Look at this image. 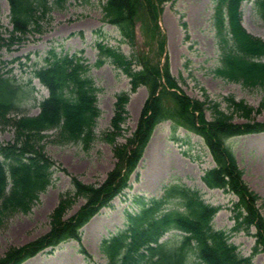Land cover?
<instances>
[{
  "label": "trees",
  "instance_id": "obj_1",
  "mask_svg": "<svg viewBox=\"0 0 264 264\" xmlns=\"http://www.w3.org/2000/svg\"><path fill=\"white\" fill-rule=\"evenodd\" d=\"M12 29L7 37L0 33V49L20 44L31 33H43L42 22L52 21L53 10H65L68 0H6ZM171 0H105L102 21L116 27L122 41L137 45L136 24L148 51L161 60L153 62L138 50L130 57L116 48L97 44L100 67L106 60L130 79V92L140 86L148 95L132 132L124 136L127 119L126 92L116 96L109 128L100 139L113 146L115 162L104 180L86 185L72 177V190L62 194L50 214L48 231L21 247L9 248L0 264H21L67 240H80L79 230L99 211L111 205L115 197L129 187L130 175L142 158L154 128L162 122L185 129L202 138L214 166L206 170L202 182L208 188L221 189L237 200L230 207L233 221L228 230L215 229L213 219L219 211L202 199L198 190L185 184L166 186L159 197L145 200L135 197V212L125 211V224L102 240L100 252L104 264H251L252 257L264 256V204L243 180L236 157L228 144L234 137L264 132L255 110L234 97L221 102L193 99L179 87L171 75L165 53V37L159 21L163 5ZM247 0H216L212 25L221 52L217 77L245 88H264V41L248 33L241 23V5ZM64 4V5H63ZM254 6L264 21V0ZM90 66L77 54H59L50 49L44 64L34 67L33 76L48 90L36 116H19V87L0 74V127H12L13 139L0 144V223L15 214H28L51 185L54 161L46 155L43 140L78 144L87 150L95 141V125L100 116L98 88L88 76ZM209 116H208V114ZM241 120L237 122L236 120ZM52 132L51 135L48 133ZM125 137L123 143L118 138ZM84 200L78 210H68ZM173 232L163 240V237ZM245 233L255 239L250 256H242L230 238ZM80 253L89 257L81 248Z\"/></svg>",
  "mask_w": 264,
  "mask_h": 264
},
{
  "label": "rangeland",
  "instance_id": "obj_2",
  "mask_svg": "<svg viewBox=\"0 0 264 264\" xmlns=\"http://www.w3.org/2000/svg\"><path fill=\"white\" fill-rule=\"evenodd\" d=\"M104 1L68 0L64 3L67 6L65 10H53L51 23L46 20L42 22L43 33H31L22 43L0 49V74L16 80L18 94L22 97L17 115L35 116L39 112V103L48 92L33 77L32 69L43 65L51 48L61 55L77 54L91 66L88 76L98 88L96 96L100 110L95 125L96 139L87 150L78 144H55L50 137L43 140L46 155L55 163L51 185L39 195L28 214L18 213L2 220L0 258L9 248L21 247L48 231L50 214L62 194L72 189V177L86 185H96L112 169L115 162L113 146L103 142L100 137L110 126L118 94L126 92L129 96L127 119L122 125L125 137L132 132L139 118L148 95L147 89L140 86L135 92H130L129 78L109 60L96 67L99 59L97 44L116 48L128 57L142 49L153 62L161 58L155 48L148 51L143 46L145 40L139 32L136 46L131 47L123 42L118 29L102 21L101 5ZM214 1L171 0L163 5L159 26L165 37L163 55L167 57L170 73L187 96L201 101L208 98L221 102L224 109V99L232 96L255 110L261 109L254 117L264 122V88H245L214 74V70L221 65V52L211 19ZM241 12L244 28L264 41V21L255 9L254 0L243 2ZM10 30L9 6L6 0H0V33L6 37ZM236 121L241 122L240 119ZM125 137L118 138L117 142L123 143ZM12 139V127H0V144ZM228 144L243 172L244 182L258 196V203L264 204V133L234 137ZM212 166V159L201 138L182 128L173 130L170 122L158 124L130 178V187L80 230V241L63 242L22 264H104L105 259L99 252L100 243L124 226L125 211L137 210L133 204L134 198L140 196L147 200L158 196L164 186L175 182L198 189L205 202L220 206L213 226L228 230L233 224L229 219L230 207L236 198L203 185L200 178ZM83 204V199L76 201L66 217L73 215ZM231 241L238 246L242 255L251 254L253 237L238 233ZM80 248L85 249L89 257L81 254ZM252 264H264L263 255L253 256Z\"/></svg>",
  "mask_w": 264,
  "mask_h": 264
}]
</instances>
